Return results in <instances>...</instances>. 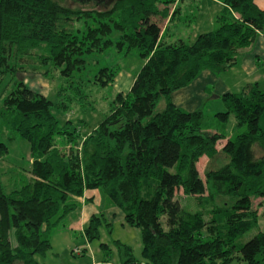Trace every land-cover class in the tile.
Wrapping results in <instances>:
<instances>
[{
  "label": "trees",
  "instance_id": "obj_1",
  "mask_svg": "<svg viewBox=\"0 0 264 264\" xmlns=\"http://www.w3.org/2000/svg\"><path fill=\"white\" fill-rule=\"evenodd\" d=\"M65 1L0 0V158L8 153L1 140L7 131L28 142L30 156V180L10 192L0 181V264H47L36 256L51 249L52 232L76 210V199L94 189L104 209H120L124 224L140 231L141 260L114 240L120 264H264V232L236 242L255 226L253 202L264 197V129L258 124L264 90L253 83L223 94L226 110L213 116L170 100L203 70L233 66L264 30V10L254 0H222L214 29L192 42L167 43L160 22L176 0H71L93 3L92 9ZM78 22L82 27L75 28ZM111 46L144 59L129 89L115 94L107 114L85 134L70 121L60 125L54 107L86 104L87 93L74 79L84 55ZM31 55L68 80L57 101L18 78L21 60ZM93 77L105 86L115 72L105 66ZM161 98L164 107L155 111ZM230 114L237 132L218 147ZM178 190L195 210L182 207ZM102 211L84 228L88 241L100 238L103 223L110 226ZM100 246L106 253L107 244Z\"/></svg>",
  "mask_w": 264,
  "mask_h": 264
},
{
  "label": "rangeland",
  "instance_id": "obj_2",
  "mask_svg": "<svg viewBox=\"0 0 264 264\" xmlns=\"http://www.w3.org/2000/svg\"><path fill=\"white\" fill-rule=\"evenodd\" d=\"M65 4L71 8H95L93 3L80 5L79 3L71 0H66ZM204 4L201 6L199 5L200 7L198 6V8H200V10L197 11L195 9L197 8V5L193 7L195 9L194 13H199L205 19L203 22L190 20L186 23L177 21L169 23L162 20L160 25L166 29L167 23H169L167 34L172 33L176 36L178 32L181 34V38H183V40L191 42L193 41L194 36L199 32L198 28L201 24L207 30L216 27V16L213 9L211 7H205ZM152 19H154V17H152ZM82 24L83 23L80 22L75 23V28L82 27ZM31 56L33 57L30 58L26 56L21 60L22 68L18 71V78L23 80L24 83L31 89L45 95L52 102L57 101L58 88L61 84L63 88L68 87V80L61 78L57 69L48 67L45 71L44 67L38 66L36 56ZM84 58L86 63L82 70L76 72L74 79L77 82L82 83L83 90L87 93V98L85 100L86 104L84 106H80L72 103L67 110L58 109L56 107L53 108V113L59 120L60 125L70 121V128L76 127L81 134H85L94 128L103 116L107 114L109 103L112 98L118 91L128 90L133 76L144 63V59L140 57L135 50L123 52V50H117L114 46H111L102 52L93 51L84 55ZM105 66L114 70L115 78L113 82L105 86L92 83L94 74H96L101 67ZM87 80H90V82H87ZM64 92L67 93V91ZM214 103L215 102H208L206 104L204 107V114L213 116L216 112L226 110L225 107H223L222 110L216 109ZM163 107L164 99L161 98L155 111H160ZM235 123L234 116L230 114L224 130L226 137L217 143L218 147H220L227 138H232L236 134L237 129L235 128ZM1 140L7 144L8 153L0 158V181L4 190L6 192H10L30 180V174L27 172L30 166L29 144L27 141L15 137L8 131L4 133ZM59 140L61 142L63 141V139ZM206 158V156H203L199 160L198 167L200 174H202ZM90 191L99 195L98 191L95 189ZM175 198L179 199L182 207L185 206L190 210L196 209L193 204V200L185 196L181 190L176 192ZM225 200L226 199H223V201ZM253 206L254 208L256 207L257 210V222L254 227L236 238V242L238 243H245L258 231L264 232V197L260 200H254ZM116 211L115 217L106 218V223L111 221L110 226L105 223L100 226V238L89 241V247L86 254L79 256L81 253H75L74 249L77 247L71 251L70 249L74 245H68L69 243L62 238L65 237L62 235H66L67 232L66 230H62L61 232H56V238H54L53 246L51 244V249L44 256L37 255L36 259L40 263L47 264H87L91 260L99 263L107 262L108 264H120V257L118 255L117 248L114 245V240H119L120 242L131 246L134 256L138 260H141L142 257L140 252L142 243L139 229L128 225H124L122 227V212L117 208ZM69 222V216L62 221L63 224ZM73 234L74 236H72V239L76 240L73 241V244L74 242L76 244V242L81 239V236L78 230H74ZM11 242L12 244H15L13 238H11ZM100 243L107 244L108 249L106 253L101 248ZM234 263L235 262L232 261L230 264Z\"/></svg>",
  "mask_w": 264,
  "mask_h": 264
},
{
  "label": "crops",
  "instance_id": "obj_3",
  "mask_svg": "<svg viewBox=\"0 0 264 264\" xmlns=\"http://www.w3.org/2000/svg\"><path fill=\"white\" fill-rule=\"evenodd\" d=\"M254 2L258 6V8L264 10V0H254ZM203 4L205 5V7H211L215 13V16L224 6L222 0H176L172 6L170 14L167 16L165 21H169V17L173 8L179 7L177 14L175 16H172L169 23H172L174 21L186 23L190 20L203 22L205 19L199 13H194L195 9L196 11L200 10L198 6H201ZM195 6L197 8L194 9L193 7ZM169 23H167L165 31V41L169 43L177 41L178 39H183L181 38V34H179L178 32L176 36H174V34L172 33L167 34ZM164 29L165 28L162 27V32L164 31ZM209 30L212 29L207 30L201 24L198 28L199 32L194 36V39L198 34L207 32ZM132 81L133 78L131 80V83ZM253 83H256L259 89L264 90V30L258 34L255 43L251 47L246 48L240 53L236 63L233 66L222 70L219 73H214L210 70H203L200 75L196 77L190 84L172 92L170 94V100L175 106L180 107L186 111H193L198 108H201L204 111V107L208 102H215L214 104L216 109L222 110V108L225 107L222 100L223 94L239 93L242 91L244 86ZM118 92L126 91L120 90ZM258 124L262 129H264V112L260 115ZM76 201L78 202L76 210L67 215L70 218V222L64 224L62 223L60 227L52 232L51 244L53 246L54 238H56V232L66 230V235H62L65 236L62 238H64V240L69 243L68 245H74L70 249L71 251L75 247L82 250L81 254L79 255L81 256L87 253L89 247V241L86 239L83 233L89 219L93 215L100 213L102 209L105 219L107 217H115L117 211L115 207H105L104 209L101 204L102 202L100 196L97 193H92L91 191H85L84 195L77 198ZM109 224H111V221L109 222ZM124 225V220L121 219V226L123 227ZM74 230H78L81 236V239L76 242V244L75 242L73 244V241L76 240L72 239V236H74ZM87 264L108 263H99L97 261L91 260Z\"/></svg>",
  "mask_w": 264,
  "mask_h": 264
},
{
  "label": "water",
  "instance_id": "obj_4",
  "mask_svg": "<svg viewBox=\"0 0 264 264\" xmlns=\"http://www.w3.org/2000/svg\"><path fill=\"white\" fill-rule=\"evenodd\" d=\"M77 2H80V3H87V2H90V1H94L96 3H105L106 5H109L110 3H112L114 0H76Z\"/></svg>",
  "mask_w": 264,
  "mask_h": 264
},
{
  "label": "built area",
  "instance_id": "obj_5",
  "mask_svg": "<svg viewBox=\"0 0 264 264\" xmlns=\"http://www.w3.org/2000/svg\"><path fill=\"white\" fill-rule=\"evenodd\" d=\"M74 252H75V253H79V252H80V249L75 248V249H74Z\"/></svg>",
  "mask_w": 264,
  "mask_h": 264
}]
</instances>
